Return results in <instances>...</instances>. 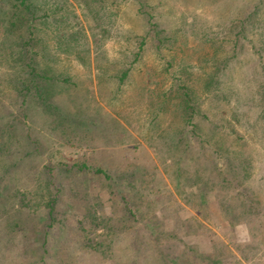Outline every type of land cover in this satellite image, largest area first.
<instances>
[{
    "label": "rangeland",
    "instance_id": "374dc122",
    "mask_svg": "<svg viewBox=\"0 0 264 264\" xmlns=\"http://www.w3.org/2000/svg\"><path fill=\"white\" fill-rule=\"evenodd\" d=\"M28 1L30 32L24 25L11 33L18 1L0 0V124L12 129L0 140L9 150L0 153V207L18 199L39 230L58 186L46 263L61 264L56 257L70 251L77 259L67 264H264V0ZM241 10L254 11L247 37L235 27ZM26 52L37 72L55 79L43 95L23 88L29 60L19 56ZM185 91L197 99L198 136L177 109ZM178 130L190 154L175 153L190 173L199 167L211 179L212 161L223 168L231 159L243 171L248 159L245 184L258 216L234 227L222 220L215 197L235 191L217 180L197 202L200 182L182 185L162 147ZM215 143L233 152L213 153ZM93 211L106 227H93L86 216ZM10 234L12 249L0 245V264H30L35 255L23 258L21 234ZM95 242L103 245L87 246Z\"/></svg>",
    "mask_w": 264,
    "mask_h": 264
},
{
    "label": "trees",
    "instance_id": "16d2710c",
    "mask_svg": "<svg viewBox=\"0 0 264 264\" xmlns=\"http://www.w3.org/2000/svg\"><path fill=\"white\" fill-rule=\"evenodd\" d=\"M18 3H14L15 6H18L19 10V16L17 15L16 12H12L15 16L9 21V30L12 33L14 29L16 31L19 29L20 32V27H25L26 29L30 32L32 28V20L33 17H35L33 9H32V4L28 0H17ZM258 5V3H256ZM255 5V7L257 6ZM241 13L244 12V10L240 11ZM254 12V11H253ZM250 12L248 14L243 13V16L241 18H236L237 24L235 27L238 28V33H242L244 37H247V27L251 25L253 19H254V13ZM27 13V14H26ZM242 15V14H241ZM17 21V23H16ZM160 40V39H159ZM24 45H31L30 40H24L23 43ZM21 53L19 56V60L22 61L25 59V57H28V62L23 63L25 68L24 72L27 74L26 75V80L27 84L23 86V88L30 90V87H35L37 92H39L41 95H43V90L49 89L50 85L55 83V79L53 80L50 75H45V73L37 72L34 67V56H32V53L30 55H26ZM123 76H126V71H123L121 74V78ZM213 74L211 76H208V78L205 81V85H207L206 89L209 88L210 85L214 84L213 81ZM261 95H259V115L264 120V89L262 90ZM178 98L179 102L177 104V109L180 112V116L182 118V122L184 127H190V130L198 136V131L200 130L199 124L193 121L194 117L200 116L199 113V106L197 104V99L195 95H191L190 92L185 91L181 93V95H176ZM51 109H48L47 111L50 112V115L52 117H56L55 119L58 121L59 125H63L64 119L61 117H58L57 115H54L50 111ZM204 118H208L206 115H203ZM216 125V124H215ZM222 126H224L223 123H221ZM11 125H1L0 124V140L4 133H8L11 131ZM5 131V132H4ZM10 139L13 140L15 143H20L18 139L15 138V136L8 135ZM166 139V137H165ZM188 139L184 136H182V130H178L176 132H173L169 137H167L165 142H162V147L166 148V152L171 153L169 157L170 162L172 163V166H178L177 171H174L176 178L180 179V183L182 185H188L191 186L195 182H200V185L197 188V193H194L193 196L196 197L197 202L200 203L201 198L203 195H206V188L210 187L211 184L213 183L214 180H217L219 184H221L223 187L226 189H230L232 191H235L233 195H225L221 197H215L218 205H219V213L222 217V220L226 221L228 225L234 227L236 224L240 223H245L243 219H245L248 215L250 216L251 214H255L258 216V212L260 210V206L257 200L256 195L253 194L252 189H249L250 186L245 184V179H246V171L248 172L249 164L248 159H244L243 163H240L241 168L243 171L240 170L239 164L232 165L229 160H226V165L221 168L218 166V164L215 161L213 162L212 165V170L210 172L211 174V179L210 178H205L204 173L202 175L199 167H197L194 171V173H190V167H186L184 165H180L179 163V158L177 154L180 155L182 158L183 156L189 155L190 153L188 152ZM34 142V141H32ZM217 143V142H216ZM215 143V144H216ZM8 147H4L0 144V153L1 151L6 150V152H9ZM230 147H223L222 143L219 145L216 144L215 147L212 149L213 153L220 152H227V153H232V149ZM35 150V148H33ZM176 151V153H175ZM32 150L24 152V156H21L19 158V161H14V164L12 166L18 167L20 162L22 161V158L29 156L28 154H31ZM23 155V154H22ZM193 157V156H191ZM197 158V157H196ZM243 160V159H241ZM198 162V161H197ZM238 166V167H237ZM72 168L77 169L78 171H81L85 169L84 166L80 165H73ZM176 169V167H175ZM98 173H101L104 175L106 181H109L111 179V176L107 173H104L100 169H96ZM51 171V170H49ZM51 174L52 171H51ZM50 173L46 174V179L47 183H52V176ZM110 182V181H109ZM113 185V187H116L115 182L110 183ZM55 189V197L51 199L47 203V212H46V217H44V223L39 230H36L35 226L33 227L32 225H29V219L31 213L29 212L28 214H24L27 218L23 217V213L27 212L24 209H21L22 205L19 203L18 199H13L9 201L10 199L7 200L6 203L2 204V207H0V220H1V230L2 234L4 235L3 237L0 238V245L4 246V249H12L13 242L11 241V234L10 233H17L21 234V247L18 252L22 255L24 258L25 256L30 254V251L33 252L35 257H31V263L30 264H47L46 263V253H47V247H48V235L50 234V229L52 228V221L55 218V204L57 203V195H58V186L55 184L53 185ZM75 186H78L77 183H75ZM112 187V188H113ZM237 191V192H236ZM85 192L88 193V190L85 189ZM191 194V193H190ZM94 205V204H93ZM131 211V210H129ZM91 212V211H90ZM129 219H134V214L133 212H129ZM91 216L93 219V227L97 226L96 228H101L103 226L106 227L107 225H103L102 220H100L99 216L96 215V211H93L92 213L87 212L86 216ZM46 220H48L46 222ZM243 220V221H242ZM46 222V223H45ZM108 224V229L112 228V223L107 221ZM101 226V227H100ZM31 227V229H29ZM152 230V235L155 236L157 234V231L153 228V226L148 227ZM31 232V233H30ZM30 233V234H29ZM161 234H165L166 236H172L174 233H168L166 234L165 232L161 231ZM32 235V236H31ZM33 237V238H32ZM137 240V238H136ZM136 240L130 241L132 243L131 248L134 252L138 251L137 242ZM87 241L91 242L90 239L88 238ZM102 246L103 244L100 242H95L93 244L88 243L87 246L90 247H97V246ZM217 247L214 246V249ZM66 251V250H65ZM37 252V253H36ZM164 256V255H162ZM58 261L61 264H67L68 260H72L76 262V255H74L73 252L66 251L64 252V255H59L56 257ZM136 260V259H135Z\"/></svg>",
    "mask_w": 264,
    "mask_h": 264
}]
</instances>
